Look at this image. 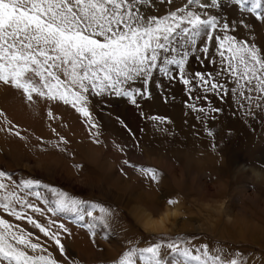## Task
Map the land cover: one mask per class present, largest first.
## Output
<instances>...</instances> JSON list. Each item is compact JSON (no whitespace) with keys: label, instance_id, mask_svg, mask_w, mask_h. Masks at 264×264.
Masks as SVG:
<instances>
[{"label":"snow or ice","instance_id":"6c2138e0","mask_svg":"<svg viewBox=\"0 0 264 264\" xmlns=\"http://www.w3.org/2000/svg\"><path fill=\"white\" fill-rule=\"evenodd\" d=\"M174 2L0 0V85L18 90L31 104L42 100L70 106L83 118L85 130L98 146L106 145L101 139L102 125L90 110L95 107L92 101L124 98L140 109V101L151 98L148 85L157 75L184 86L188 97L185 107L201 125L209 122L204 128L208 137L213 136L210 122L223 112L212 105V96L221 103L231 97L234 113L243 110L246 118L264 114V51L255 42L234 34L241 27L251 32L253 26L244 19L229 22L214 14V10L222 7L223 0H181V5L167 14H149L154 3ZM230 3L264 26V0H230ZM192 59L202 67L207 62L213 70L191 71ZM170 99L174 97H163L165 103ZM201 100L209 106H198ZM47 115L52 117V111ZM140 115L154 128L169 131L163 125L171 124L170 118L143 111ZM116 119L127 128L124 121ZM4 123L11 121L5 118ZM13 128L0 131L23 138ZM57 136L58 141L51 147L71 157V142L59 133ZM113 147L125 153L127 145ZM122 164L153 182L161 179L155 167L134 164L129 159H124ZM73 167L82 169L83 165ZM121 172L124 174L122 169ZM167 203L175 204L177 199L168 198ZM0 209L16 221L34 225L43 237L54 242L63 258L56 259L46 242H40L39 238L34 242L33 232L0 215V264H75L62 242L72 235L68 221L91 237L101 232L105 238L115 235L109 224L115 213L110 208L69 195L48 183L42 184L39 179H14L5 171H0ZM97 210L99 214H94ZM29 211L58 219L49 220V226H45ZM53 225L57 230H53ZM138 261L140 264H241L238 259L225 262L221 256L210 254L208 244L189 245L187 238L180 237L145 247L132 244L115 264Z\"/></svg>","mask_w":264,"mask_h":264},{"label":"rangeland","instance_id":"374dc122","mask_svg":"<svg viewBox=\"0 0 264 264\" xmlns=\"http://www.w3.org/2000/svg\"><path fill=\"white\" fill-rule=\"evenodd\" d=\"M180 5L181 0H175L172 5L154 3L149 14H167ZM214 14L222 15L229 22L244 19L251 24L256 35L242 27L234 34L255 42L264 51V26L253 16L241 13L230 0H223L222 7L214 10ZM243 32L247 35H242ZM189 68L193 72L213 70L207 62L202 67L195 59L190 61ZM136 86L143 87L142 84ZM148 89L151 98L140 101V109L124 98L92 101L95 107L90 110L102 125L101 139L106 145L98 146L85 130L83 118L70 106L42 100L31 104L18 90L0 85V113H3L0 129L15 126L13 131H20L23 137L0 131V171L11 174L14 179H39L42 184L48 183L69 195L100 203L115 213L114 219L109 221L115 233L111 238H105L102 232L91 237L86 230L67 222L72 235L62 242L75 264H115L132 244L145 247L178 237L187 238L189 245L208 244L210 254L221 256L225 262L238 259L241 264H264V182H257L246 170L264 172V114L246 118L243 110L234 113L231 97L221 103L212 96V105L222 108L223 112L210 122L213 136L208 137L204 128L209 122L201 125L185 107L188 97L181 83L173 84L157 75ZM164 96L174 99L165 103ZM198 106L207 108L209 105L201 100ZM49 110L52 117L47 115ZM141 111L170 118L172 123L163 125L169 131L154 128L141 117ZM117 117L127 128L121 126ZM5 118L11 124H5ZM57 133L71 142V157L51 147L58 141ZM114 144L127 145L126 154L118 152ZM124 159L155 167L161 179L153 182L141 176L123 165ZM75 164H82L83 168L73 167ZM168 198L183 201L187 215L180 219L190 225L176 226L165 234L144 231L137 212L141 210L139 205L154 213ZM206 202L227 203V212L217 215L205 211ZM36 203L44 207L40 201ZM229 213L243 223H228L225 216ZM29 214L45 226H49V220L58 219L47 213L40 216L29 211ZM94 214H99L98 210ZM0 215L33 232L34 242L36 238L46 242L53 256L63 259L54 242L43 237L34 225L16 221L2 209ZM52 228L57 230L54 225ZM167 251L162 249V252ZM236 252L241 255H235Z\"/></svg>","mask_w":264,"mask_h":264},{"label":"clouds","instance_id":"9594fccd","mask_svg":"<svg viewBox=\"0 0 264 264\" xmlns=\"http://www.w3.org/2000/svg\"><path fill=\"white\" fill-rule=\"evenodd\" d=\"M246 170L251 172L252 178L257 182H264V172H258L250 168H247ZM204 210L211 211L217 215H223L227 212V203L212 204L210 202H206L204 204ZM186 215L187 213L183 201L181 199H177V203L175 204H168L166 202L156 213H153L151 210H147L144 218L140 221V226L146 232L165 234L170 231L174 222L178 218ZM225 218L230 224L243 223V221H236L235 217L230 213L227 214Z\"/></svg>","mask_w":264,"mask_h":264},{"label":"bare ground","instance_id":"6f19581e","mask_svg":"<svg viewBox=\"0 0 264 264\" xmlns=\"http://www.w3.org/2000/svg\"><path fill=\"white\" fill-rule=\"evenodd\" d=\"M263 28H264V27H263ZM251 33L253 34V36L257 34L254 30H252ZM243 34H245V32H243L242 35H243ZM251 38H252V37H251ZM250 40H251V39H250ZM147 198H148V197H147ZM145 205H146V204H145ZM139 206L141 207V210H140V211H137V212H139V214H138V213H137V214L139 215L140 219L142 220V219L144 218V216H145L146 211H147V210H150V209H147L148 207L145 208L144 205H139ZM136 209H137V208H136ZM139 209H140V208H139ZM160 209H161V208H160ZM160 209H159V210H160ZM157 212H158V211H157ZM154 213H156V212H154ZM180 223H181V226H180ZM187 225H190L188 221H186V220H184V219L181 220L180 218H178V219L174 222V224H173V226L171 227L170 230H174L176 226H177V227L179 226V227H183V228H184V227L187 226Z\"/></svg>","mask_w":264,"mask_h":264}]
</instances>
